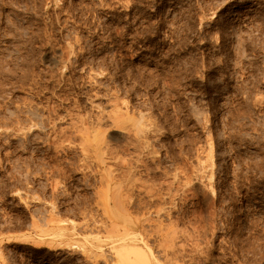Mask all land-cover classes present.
<instances>
[{"label":"rangeland","instance_id":"rangeland-1","mask_svg":"<svg viewBox=\"0 0 264 264\" xmlns=\"http://www.w3.org/2000/svg\"><path fill=\"white\" fill-rule=\"evenodd\" d=\"M132 232L264 264V0H0V264H126Z\"/></svg>","mask_w":264,"mask_h":264},{"label":"bare ground","instance_id":"bare-ground-1","mask_svg":"<svg viewBox=\"0 0 264 264\" xmlns=\"http://www.w3.org/2000/svg\"><path fill=\"white\" fill-rule=\"evenodd\" d=\"M117 111V110H116ZM119 111V110H118ZM115 113H117L118 114V112H115ZM127 112H123V113H121V114H116V115H112V116H116L115 117V125H118V127L119 126H122V127H124L125 126V120L124 119H122V117L124 116H126L127 114H126ZM129 114V113H128ZM126 119V118H125ZM130 119H132V118H130ZM129 120V119H128ZM128 122V121H127ZM101 124V123H100ZM113 124H114V122H113ZM96 130H98V129H96ZM99 130H101V129H99ZM98 130V131H99ZM102 131V130H101ZM101 131H100V133H101ZM103 131H104V129H103ZM96 133V136H97V134H99V135H101V134H103V133H98V132H95ZM105 136V134H103V137ZM95 137V136H94ZM99 137V136H98ZM97 137V138H98ZM102 137V135H101V137L100 138H103ZM97 140V139H96ZM98 140H100V139H98ZM101 141V140H100ZM99 142V141H98ZM139 217V216H138ZM149 218V217H148ZM131 220V222H134V224L136 225V226H141V224L139 223V220L137 219V220H132V219H130ZM148 220V219H147ZM164 222V221H163ZM151 225V224H150ZM161 225V224H160ZM153 228V227H152ZM154 229V228H153ZM160 229V228H159ZM126 230V229H125ZM157 230H158V228H157ZM161 230V229H160ZM133 231V230H132ZM135 232V231H134ZM148 232V231H147ZM150 232V231H149ZM159 232V231H158ZM174 232V231H173ZM133 233V232H132ZM131 233V234H132ZM155 233H156V231H155ZM175 233V232H174ZM173 233V234H174ZM130 233H128L127 234V236H130L129 238L127 237L126 238V236H125V238H124V236H123V238H124V240L122 239V237H121V239L123 240V242L122 243H120V244H117V242H116V244H117V246H115V250H116V252H117V255H118V257L117 258H119V260H122V262H125L126 264H159V263H161L160 261H159V259H158V261L159 262H157V260H153V257H151L150 256V254L149 253H147V251L144 249V246H142L141 244V240L143 241V242H145L146 240L145 239H141V238H139L138 237V234L137 233H133L132 235H131ZM170 234V233H169ZM172 234V235H173ZM126 235V234H125ZM171 235V234H170ZM172 235L171 236H169L168 235V237L170 238V237H172ZM152 236V235H151ZM166 237H167V234H166ZM167 237V238H168ZM142 238H143V236H142ZM99 239H102V238H99ZM141 239V240H140ZM171 239V238H170ZM140 240V241H139ZM165 240V239H164ZM101 241V240H100ZM119 242V241H118ZM165 242V241H164ZM166 242H168V240L166 239ZM164 243V244H167V243ZM162 243V242H161ZM146 244V243H145ZM163 243H162V245H164ZM172 245V244H171ZM97 246H98V244H97ZM173 246V245H172ZM164 247H165V245H164ZM170 247V246H169ZM174 248H175V246H174ZM173 248V249H174ZM151 251H152V249H150ZM171 250V249H170ZM170 250H169V252H170ZM171 252H172V250H171ZM175 252V251H174ZM165 253V252H164ZM177 253H179V252H177ZM153 255H154V253H152ZM172 254H174V253H172ZM171 254V255H172ZM169 255V254H168ZM177 254H175V256H176ZM170 256V255H169ZM173 256V255H172ZM174 257V256H173ZM177 257V256H176ZM156 259V258H155ZM179 259H180V257H179ZM171 260V262L172 261H174L173 260V258H171L170 259ZM177 261V260H176ZM163 263V262H162ZM177 263V262H176ZM175 263V264H176Z\"/></svg>","mask_w":264,"mask_h":264}]
</instances>
